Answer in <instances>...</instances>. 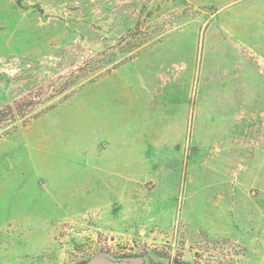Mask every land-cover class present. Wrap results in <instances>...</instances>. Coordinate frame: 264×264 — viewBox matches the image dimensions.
<instances>
[{
  "label": "rangeland",
  "instance_id": "1",
  "mask_svg": "<svg viewBox=\"0 0 264 264\" xmlns=\"http://www.w3.org/2000/svg\"><path fill=\"white\" fill-rule=\"evenodd\" d=\"M0 264H264V0H0Z\"/></svg>",
  "mask_w": 264,
  "mask_h": 264
}]
</instances>
